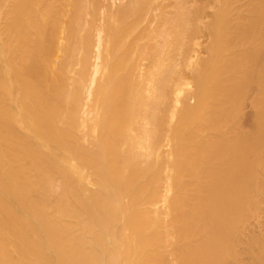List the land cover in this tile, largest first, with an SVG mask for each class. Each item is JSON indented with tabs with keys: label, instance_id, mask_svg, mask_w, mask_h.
Wrapping results in <instances>:
<instances>
[{
	"label": "bare ground",
	"instance_id": "bare-ground-1",
	"mask_svg": "<svg viewBox=\"0 0 264 264\" xmlns=\"http://www.w3.org/2000/svg\"><path fill=\"white\" fill-rule=\"evenodd\" d=\"M0 264H264V0H0Z\"/></svg>",
	"mask_w": 264,
	"mask_h": 264
}]
</instances>
